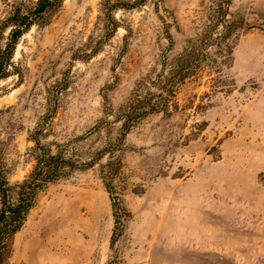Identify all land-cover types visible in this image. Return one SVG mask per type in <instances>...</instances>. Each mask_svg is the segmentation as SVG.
<instances>
[{
  "label": "rangeland",
  "instance_id": "obj_1",
  "mask_svg": "<svg viewBox=\"0 0 264 264\" xmlns=\"http://www.w3.org/2000/svg\"><path fill=\"white\" fill-rule=\"evenodd\" d=\"M0 0V172H63L0 264H264V0Z\"/></svg>",
  "mask_w": 264,
  "mask_h": 264
},
{
  "label": "trees",
  "instance_id": "obj_2",
  "mask_svg": "<svg viewBox=\"0 0 264 264\" xmlns=\"http://www.w3.org/2000/svg\"><path fill=\"white\" fill-rule=\"evenodd\" d=\"M49 4H51L50 0H39L36 12L45 10ZM5 23H9L11 28L5 48L0 50V78L6 76L15 43L22 33L30 28L33 17L29 14H20L16 10ZM63 164L62 157L50 155L42 150L35 157L32 171L22 181L10 185L0 172V245L7 235L20 226L38 190L60 177L64 168Z\"/></svg>",
  "mask_w": 264,
  "mask_h": 264
}]
</instances>
